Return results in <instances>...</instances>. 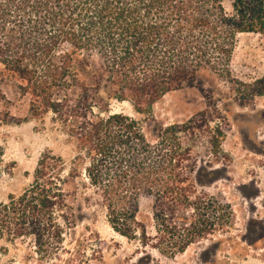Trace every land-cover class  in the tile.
<instances>
[{
	"label": "trees",
	"instance_id": "16d2710c",
	"mask_svg": "<svg viewBox=\"0 0 264 264\" xmlns=\"http://www.w3.org/2000/svg\"><path fill=\"white\" fill-rule=\"evenodd\" d=\"M241 34L264 36V0H233L230 11L222 0H0V66L29 95V119L50 117L76 143L71 161L43 156L34 182L0 204V237L56 257L76 224L70 199L80 186L102 201L116 233L164 254L225 232L232 209L198 189L217 171L190 143L208 131L220 152L214 115L157 127L150 142L140 122L109 106L129 101L152 117L167 94L198 87L202 72L253 102L264 75L243 82L231 70ZM142 199L152 201L153 236Z\"/></svg>",
	"mask_w": 264,
	"mask_h": 264
},
{
	"label": "rangeland",
	"instance_id": "374dc122",
	"mask_svg": "<svg viewBox=\"0 0 264 264\" xmlns=\"http://www.w3.org/2000/svg\"><path fill=\"white\" fill-rule=\"evenodd\" d=\"M232 2L222 0L228 11ZM231 70L243 82L264 75V36L237 37ZM198 82V87L164 96L152 117L138 113L129 101L112 100L109 109L140 122L150 142L156 141L157 127L182 125L206 111L214 115L211 128L220 123L223 132L220 152L208 143V131L190 143L192 155L211 161L210 170L218 172L198 189L231 207L232 225L225 232L192 244L183 254H164L116 233L102 201L91 188L80 186L70 199L76 224L66 232L59 255L42 259L32 240L0 237V264H264V95L251 103L240 101L210 72H202ZM29 101V95H21L18 80L0 66V204L34 182L43 156L71 161L75 155L76 143L50 117L29 119ZM139 218L153 236L150 199L141 200Z\"/></svg>",
	"mask_w": 264,
	"mask_h": 264
}]
</instances>
